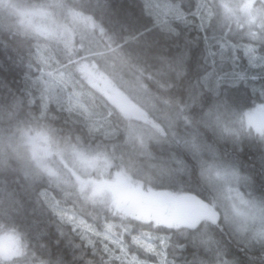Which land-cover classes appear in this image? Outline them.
Wrapping results in <instances>:
<instances>
[{
    "label": "trees",
    "instance_id": "16d2710c",
    "mask_svg": "<svg viewBox=\"0 0 264 264\" xmlns=\"http://www.w3.org/2000/svg\"><path fill=\"white\" fill-rule=\"evenodd\" d=\"M161 1L181 10L164 16L150 0H24L23 4L0 0V237H13L21 252L11 260L0 256V264H264V246L240 243L219 224L203 221L188 228L142 222L117 210L109 199L88 196L78 184L60 188L32 155L29 140L35 132H45L56 149V138L69 139L75 146L81 137L96 146L114 129L138 124L151 132L145 150L131 153V167L118 160L117 167L108 168L109 175L125 177V186L136 183L171 194H193L211 205L198 176L202 163L195 153L199 156L211 147L244 168L250 182L264 188V136L250 131L249 137L245 117L238 142L226 139V131L217 139L200 124L205 110L197 108L192 96L201 93L212 98L217 90L236 92L240 87L250 97L241 108L248 115L256 103L264 102V44L254 38L256 31L240 42L226 32L210 30L209 0H188L194 5L188 11L183 0ZM51 2L87 15L95 24L91 30L109 54L108 61L119 62L126 77L171 109L170 117L167 111L157 117L142 106L159 129L122 114L77 72L74 83L67 77L52 78L77 63L63 64L59 53L48 47L42 50L48 44L36 28L10 26L13 17H22L24 8H46ZM100 70L130 98L108 69ZM74 85L94 96L92 104L102 101L99 114L95 106L88 110L66 94V86L72 91ZM239 99L243 102V97L234 100ZM171 117H175L172 123ZM194 128L205 143L198 140L193 145L190 131ZM18 136L22 142L14 144L12 138ZM146 158L168 162L162 168L142 162ZM139 163L146 169L137 168ZM72 187L86 196V203L72 194Z\"/></svg>",
    "mask_w": 264,
    "mask_h": 264
},
{
    "label": "rangeland",
    "instance_id": "374dc122",
    "mask_svg": "<svg viewBox=\"0 0 264 264\" xmlns=\"http://www.w3.org/2000/svg\"><path fill=\"white\" fill-rule=\"evenodd\" d=\"M185 4V11H188L194 7L193 3L188 0H183ZM210 4L206 3L209 7V29L215 33H225L230 38L236 37L240 42H244L246 38L255 36L253 31H256V37L261 44H264V0H209ZM257 2V3H256ZM150 3L154 5L155 10L161 9L164 16H174L181 8L172 2L161 0H150ZM73 6V5H72ZM87 15L81 10H74L63 3L51 2L46 8H24L22 10L23 29L32 30L36 28V32L42 35L46 40V44L43 45L44 49L50 48L54 54L59 53L61 56L60 62L77 63L75 66H67L62 70L52 75V78H64L67 77L68 81L74 83L77 80L76 73L84 80L85 83L92 86L93 90L101 91V94L113 104L114 92L121 91L114 86V83L108 81L105 78L104 73L100 69H108L116 78V83H119L124 90H127L129 96L141 107L143 106L150 114L154 116L162 117L165 112L171 116V109L166 108L163 102L157 98H152L147 95V91L141 86L133 83L130 77H126L123 73L124 67L119 62L112 59L110 62L109 54L103 49L102 43L98 40L95 30V24L92 20H87ZM75 18H81L76 20ZM85 18L86 20H84ZM90 28H88V26ZM69 51H67V49ZM73 54V55H72ZM73 57V61L72 60ZM79 60V62H78ZM121 70L122 75H118ZM54 74V72H48L47 75ZM74 81V82H73ZM90 83L92 85H90ZM86 86V85H83ZM66 94L69 97H73L75 103L84 105L88 110L95 106L99 114L101 111L102 101L93 103L95 101L94 96L90 93L81 92L75 85L72 91H69L66 86ZM125 94V93H123ZM126 95V94H125ZM194 100L198 103L197 108L205 110L204 117L200 119V124L206 126L212 133H215L219 139H222V131H226V139L232 141V143L238 142L243 137L241 132V123H236L229 118L228 106H233L232 111L236 109L245 108V102L249 103V95L244 92L243 89L238 87L236 92L228 89H224L222 93L217 90L212 98L210 96L203 97L201 93L192 95ZM243 97V102L236 99ZM90 107H89V104ZM97 120H101L99 115ZM175 117H171L172 123ZM104 120V119H102ZM247 124L246 127L251 131L257 133H264V102L256 103L252 109L246 114ZM242 122V124L245 123ZM146 122L151 126L156 125L152 119H146ZM98 123V122H97ZM159 129V128H158ZM96 130V128H95ZM248 133V132H247ZM246 133V134H247ZM194 136L195 141L205 143L206 138L202 137L195 132L191 133ZM151 135L149 129L138 126V124H131L126 129H114L109 138L103 139L106 142H102V145L97 148H86L80 145H73L69 139H55L56 151L53 152V145L49 141V137L45 132H35L30 137V148L32 155L38 160V165L48 174H54L53 177L56 184L60 188L68 187L79 183V186L84 188L91 187L92 183L95 185L90 189L95 193H108L113 201H118V207L121 210L136 212L134 204L138 202L140 206L147 208L146 213H139V217L150 218L152 215L157 216V220L160 224L166 226H176L178 224H186L184 222L183 210L181 203L187 198H192L190 195L185 194V197L170 196L167 193L160 191H144L141 187L135 186L134 188H123V194L120 193L119 183L123 184V177L117 175L114 179H103L109 173L108 168L115 166L114 159L119 160L121 164L131 167V153L145 150L148 136ZM244 137H247L244 135ZM21 136L13 137L12 142L14 144L22 142ZM225 139V137H224ZM24 140V139H23ZM203 146V145H202ZM196 157L200 158L202 165H206L208 169L212 170L217 180L223 182L226 187H231L232 183L246 184L254 193L264 194V188L256 186L254 182H250V178L247 172L242 167H237L236 163L232 160H227L214 151L213 148L208 147L204 152ZM114 155L115 157H113ZM68 157L71 158L72 164H69ZM79 157V158H78ZM87 162V164L82 163ZM144 163H150L158 165L159 167L165 166L168 161L156 163V161L146 158ZM30 164H34L30 161ZM146 169L145 164H137V168ZM163 168V167H162ZM93 173L98 174L96 176L91 175ZM173 174V170L168 171ZM168 173V174H169ZM189 170L185 169L184 173L188 175ZM90 177L92 183L83 185V179ZM100 177V178H98ZM97 180H94L96 179ZM94 180V181H93ZM264 183V178H263ZM193 199V198H192ZM204 206V207H203ZM200 206L202 209L199 211L194 219L196 224L198 222L215 220L214 211L211 205ZM181 211H180V210ZM181 212V215L179 213ZM205 213H204V212ZM203 212V214H202ZM258 233L261 232L259 223L257 227ZM264 234V233H261ZM235 235V234H234ZM238 237V236H237ZM240 243H246L248 245H256L257 247H263L264 244L249 243L247 240L238 237ZM17 241L11 236L0 237V256L11 260L12 257H20L21 252ZM223 249L220 248L219 251Z\"/></svg>",
    "mask_w": 264,
    "mask_h": 264
},
{
    "label": "clouds",
    "instance_id": "9594fccd",
    "mask_svg": "<svg viewBox=\"0 0 264 264\" xmlns=\"http://www.w3.org/2000/svg\"><path fill=\"white\" fill-rule=\"evenodd\" d=\"M24 3V0H21ZM10 26L16 29L23 28L22 17H13ZM228 106L229 118L242 123L245 120L247 109H236ZM69 164L72 160L68 157ZM201 185L206 189L205 195L210 199L214 211V223L228 229L241 239L249 243L264 244V194L254 193L246 184L233 182L231 187L217 180L212 170L206 165L198 169ZM72 194L87 202L86 196L80 194L75 187L70 189ZM261 232L258 233L257 227Z\"/></svg>",
    "mask_w": 264,
    "mask_h": 264
},
{
    "label": "flooded vegetation",
    "instance_id": "af4514ba",
    "mask_svg": "<svg viewBox=\"0 0 264 264\" xmlns=\"http://www.w3.org/2000/svg\"><path fill=\"white\" fill-rule=\"evenodd\" d=\"M116 93V92H115ZM114 96H115V94H114ZM147 119V118H146ZM194 129H196V128H194ZM247 129V131L249 132V129L248 128H246ZM193 133V132H192ZM251 133V132H250ZM247 133V134H249V137L251 136V134L253 133ZM259 134V133H258ZM261 137H263L264 136V133H260L259 134ZM217 137V136H216ZM217 139H219L218 137H217ZM78 140H82V138L81 137H79L78 138ZM123 188H125L124 187V185L122 184V183H119V190H120V193L121 194H123V191H124V189ZM193 198V199H192ZM191 199L190 198H187L185 201H183L182 203H181V207L182 208H184V212H183V216H184V221L185 220H187L188 219V217H190L192 220L191 221H193V222H195L194 221V219L196 218V216H197V214H198V212L200 211L201 212V208H200V206H202L198 201H200V199L201 198H199L198 196H196V195H194L193 197H192ZM134 207L136 208V210L139 212H142V213H146L148 210H147V208L145 207V206H140V204L138 203V202H136L135 204H134ZM180 210V209H179ZM182 210V209H181ZM180 210V211H181ZM179 211V213H180V215H181V212ZM205 213V212H204ZM156 214V213H155ZM202 214H203V212H202ZM186 222V221H185ZM202 222H198V225H200ZM179 225H181V224H179Z\"/></svg>",
    "mask_w": 264,
    "mask_h": 264
},
{
    "label": "water",
    "instance_id": "95a60500",
    "mask_svg": "<svg viewBox=\"0 0 264 264\" xmlns=\"http://www.w3.org/2000/svg\"><path fill=\"white\" fill-rule=\"evenodd\" d=\"M115 103L118 104V106L121 108L123 112H125V114L126 113L132 114L137 118H142L144 116L143 112L136 109L130 102H128V100H126L121 95H116ZM187 220H188V223H190V220L189 219Z\"/></svg>",
    "mask_w": 264,
    "mask_h": 264
},
{
    "label": "bare ground",
    "instance_id": "6f19581e",
    "mask_svg": "<svg viewBox=\"0 0 264 264\" xmlns=\"http://www.w3.org/2000/svg\"><path fill=\"white\" fill-rule=\"evenodd\" d=\"M259 43V42H258Z\"/></svg>",
    "mask_w": 264,
    "mask_h": 264
}]
</instances>
